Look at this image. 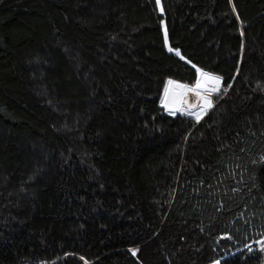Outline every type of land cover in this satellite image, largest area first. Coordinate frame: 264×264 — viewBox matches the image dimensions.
Listing matches in <instances>:
<instances>
[{"label":"trees","instance_id":"1","mask_svg":"<svg viewBox=\"0 0 264 264\" xmlns=\"http://www.w3.org/2000/svg\"><path fill=\"white\" fill-rule=\"evenodd\" d=\"M161 7L0 0V264H264V0Z\"/></svg>","mask_w":264,"mask_h":264},{"label":"rangeland","instance_id":"2","mask_svg":"<svg viewBox=\"0 0 264 264\" xmlns=\"http://www.w3.org/2000/svg\"><path fill=\"white\" fill-rule=\"evenodd\" d=\"M198 80L201 81V86L199 88H197V89H199L202 92V94H203L202 95V99L204 101H205V99H207L210 102V104L206 105L205 102L203 101L204 103L201 106H199L195 110H192L190 113L189 112L187 114L181 113L180 110H179V106L183 107L184 94L179 93L180 90L178 92H176V90H173L172 87L176 86V84L178 85V87H185V86H188V85L180 84V83H177L175 81H172L173 83L169 84V81H171V80H169V81H167V83L165 85L166 89L169 87V90H168L169 92L168 91L166 92V89L164 88L163 97H162L161 102H160V105L163 107V109L165 110V112L167 114H169L171 116H174V117H177V118H180V117L187 118V119H190L191 121L197 122V123L201 121L202 116L205 115L206 112L210 108H212L213 105H214L213 98H214V95H216L218 93V91H219V87H220L219 83H220V81L217 84L215 82V78L211 77V79H210L208 77H204V76L201 75V73H199L197 81ZM197 81L194 82L193 86L191 85L190 87H194V86L196 87ZM209 85L211 87H216L218 90L215 91V92L212 91V93H211L210 90H208V88H207V86H209ZM208 94H210V95H208ZM169 99H171V100L169 101ZM197 114L200 115V119L199 120H197V118H196ZM73 258L78 259V262L74 263L73 260H76V259H73ZM71 260H72L73 264H86L79 257L71 256Z\"/></svg>","mask_w":264,"mask_h":264},{"label":"built area","instance_id":"3","mask_svg":"<svg viewBox=\"0 0 264 264\" xmlns=\"http://www.w3.org/2000/svg\"><path fill=\"white\" fill-rule=\"evenodd\" d=\"M203 73H207L202 71ZM199 73L201 72H197V79L199 76ZM212 78H217L218 76L211 74ZM219 78V77H218ZM196 79V81H197ZM195 81V82H196ZM219 81L221 83V79L219 78ZM219 83V84H220ZM191 85L185 86V87H180L182 88V90L179 93L184 94V103H183V107L179 106V110L181 113L187 114L188 112L190 113L192 110H195L196 108H198L199 106H201L204 102V100L202 99V92L197 89V87H190ZM193 86V85H192ZM208 90H210L212 87L209 85L207 86ZM210 92L212 93V91L210 90ZM199 93V94H198ZM210 95V94H208Z\"/></svg>","mask_w":264,"mask_h":264},{"label":"snow or ice","instance_id":"4","mask_svg":"<svg viewBox=\"0 0 264 264\" xmlns=\"http://www.w3.org/2000/svg\"><path fill=\"white\" fill-rule=\"evenodd\" d=\"M157 4H158V5L160 4V0H157ZM234 10H235V9H234ZM161 11H163V8H162V7H161ZM165 42L167 43V34H165ZM169 50L171 51L172 49H169ZM176 52H177V55L180 54L178 49L176 50ZM181 58L183 59V57H181ZM197 71H198V72H201V75H202V76H204V77H208V78L211 79V75H210L209 73H203L200 69H197ZM215 82H216L217 84L219 83V78H218V77L215 78ZM172 83H173L172 81H169V84H172ZM200 86H201V81L198 80V81H197V85H196V87L199 88ZM210 90L213 91V92H215V91H217L218 89H217L216 87H212ZM166 92H167V89H166ZM198 94H199V93H198ZM204 102H205L206 105H209V104H210V102H209L207 99H205ZM196 118H197V120H199V119H200V115L197 114ZM132 254H133V255L136 254V250H135V249H132Z\"/></svg>","mask_w":264,"mask_h":264},{"label":"bare ground","instance_id":"5","mask_svg":"<svg viewBox=\"0 0 264 264\" xmlns=\"http://www.w3.org/2000/svg\"><path fill=\"white\" fill-rule=\"evenodd\" d=\"M159 6V10L161 11V8H160V4L158 5ZM167 47V49H168V51L169 52H171V53H174V54H176L177 55V52H175V51H170L169 49V47L168 46H166ZM177 56H179L180 57V54L179 55H177ZM175 87V88H174ZM173 88V90H176V92H178L179 90L181 91L182 90V88H180V87H178V85L176 84V86H173L172 87ZM169 90V87L167 88V91ZM169 92V91H168ZM171 99H169V101H170ZM164 102V101H163ZM205 105V104H204ZM73 259H76V258H73ZM73 262L74 263H77L78 262V259H76V260H73ZM213 264H218L217 262H215V263H213Z\"/></svg>","mask_w":264,"mask_h":264},{"label":"crops","instance_id":"6","mask_svg":"<svg viewBox=\"0 0 264 264\" xmlns=\"http://www.w3.org/2000/svg\"><path fill=\"white\" fill-rule=\"evenodd\" d=\"M165 89H166V87H165ZM162 97H163V95H162ZM160 106H161V105H160ZM203 116H204V115H203ZM203 116H202V117H203Z\"/></svg>","mask_w":264,"mask_h":264},{"label":"water","instance_id":"7","mask_svg":"<svg viewBox=\"0 0 264 264\" xmlns=\"http://www.w3.org/2000/svg\"><path fill=\"white\" fill-rule=\"evenodd\" d=\"M161 14H162V12H161Z\"/></svg>","mask_w":264,"mask_h":264}]
</instances>
